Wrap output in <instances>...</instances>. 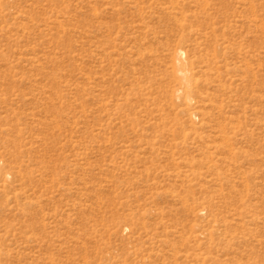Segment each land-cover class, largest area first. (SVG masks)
Segmentation results:
<instances>
[{
	"label": "rangeland",
	"instance_id": "rangeland-1",
	"mask_svg": "<svg viewBox=\"0 0 264 264\" xmlns=\"http://www.w3.org/2000/svg\"><path fill=\"white\" fill-rule=\"evenodd\" d=\"M0 264H264V0H0Z\"/></svg>",
	"mask_w": 264,
	"mask_h": 264
},
{
	"label": "bare ground",
	"instance_id": "bare-ground-1",
	"mask_svg": "<svg viewBox=\"0 0 264 264\" xmlns=\"http://www.w3.org/2000/svg\"><path fill=\"white\" fill-rule=\"evenodd\" d=\"M180 74V73H179Z\"/></svg>",
	"mask_w": 264,
	"mask_h": 264
}]
</instances>
